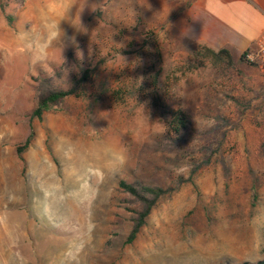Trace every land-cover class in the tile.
I'll return each instance as SVG.
<instances>
[{"label": "rangeland", "instance_id": "rangeland-1", "mask_svg": "<svg viewBox=\"0 0 264 264\" xmlns=\"http://www.w3.org/2000/svg\"><path fill=\"white\" fill-rule=\"evenodd\" d=\"M186 5L0 0V264L264 259V73L190 42ZM81 69L79 97L31 120L40 81L69 90ZM163 101L190 118L176 142ZM120 181L169 190L131 244Z\"/></svg>", "mask_w": 264, "mask_h": 264}, {"label": "crops", "instance_id": "crops-1", "mask_svg": "<svg viewBox=\"0 0 264 264\" xmlns=\"http://www.w3.org/2000/svg\"><path fill=\"white\" fill-rule=\"evenodd\" d=\"M181 0H168L176 3ZM187 2L182 34L213 51L240 56L264 33V0H182ZM168 9H177L175 5Z\"/></svg>", "mask_w": 264, "mask_h": 264}, {"label": "trees", "instance_id": "trees-1", "mask_svg": "<svg viewBox=\"0 0 264 264\" xmlns=\"http://www.w3.org/2000/svg\"><path fill=\"white\" fill-rule=\"evenodd\" d=\"M204 49L212 58L219 59L225 56L229 61L232 60L231 54L221 49L219 51H213L209 47L203 46ZM199 53V52H198ZM197 53V55H199ZM244 54V53H243ZM243 54L240 59L243 60ZM82 76L79 80H74L72 87L69 90H62L55 86L52 78H46L40 81L38 84V96L37 103L33 111L30 113L31 120H41L43 115L48 112L51 108H57L64 99L70 95L79 97V89L82 84L89 80V70H82ZM158 90V89H157ZM165 96H169V90H166ZM160 98V97H159ZM155 103L159 101L158 96L155 98ZM157 108L161 109L162 114L168 117L166 121V139L170 142H176L180 139L183 132L187 131L190 126V118L182 109H172L166 104L161 102L155 104ZM30 137L26 139L22 146L16 148V155L21 160L24 150L29 146ZM119 188L123 193L134 198L135 202L141 205V209L135 212L132 221L131 231L126 238L125 243L131 244L135 238L138 237L142 227L145 225L147 217L150 216L152 209L154 208L159 197L161 198L169 190H163L160 187L148 186L138 181L133 183H126L125 181L119 182ZM257 264H264V259L259 261Z\"/></svg>", "mask_w": 264, "mask_h": 264}, {"label": "built area", "instance_id": "built-area-1", "mask_svg": "<svg viewBox=\"0 0 264 264\" xmlns=\"http://www.w3.org/2000/svg\"><path fill=\"white\" fill-rule=\"evenodd\" d=\"M243 60L264 73V33L257 39L255 46L244 52Z\"/></svg>", "mask_w": 264, "mask_h": 264}, {"label": "clouds", "instance_id": "clouds-1", "mask_svg": "<svg viewBox=\"0 0 264 264\" xmlns=\"http://www.w3.org/2000/svg\"><path fill=\"white\" fill-rule=\"evenodd\" d=\"M50 35L54 42H60L63 36L62 30L59 27V22L47 23Z\"/></svg>", "mask_w": 264, "mask_h": 264}]
</instances>
